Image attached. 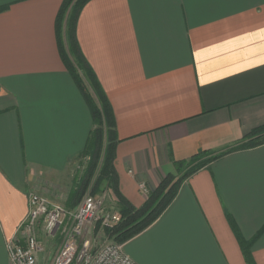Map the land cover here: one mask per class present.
<instances>
[{
  "label": "crops",
  "instance_id": "1",
  "mask_svg": "<svg viewBox=\"0 0 264 264\" xmlns=\"http://www.w3.org/2000/svg\"><path fill=\"white\" fill-rule=\"evenodd\" d=\"M65 2L0 0V264L31 193L55 201L81 187L94 121L60 52ZM75 32L113 111L119 191L135 209L140 185L152 193L175 163L264 126V0H90ZM256 238L264 264V145L186 180L125 252L137 264H248L240 240Z\"/></svg>",
  "mask_w": 264,
  "mask_h": 264
},
{
  "label": "trees",
  "instance_id": "2",
  "mask_svg": "<svg viewBox=\"0 0 264 264\" xmlns=\"http://www.w3.org/2000/svg\"><path fill=\"white\" fill-rule=\"evenodd\" d=\"M89 1L90 0H66L64 3L58 18V36H61L59 32L61 31L63 22L67 19V42L69 48L68 50L66 49L60 37V52L66 68L91 109L94 121V129L91 132L86 150V155L91 154L94 156L89 178L92 179L94 174L98 173L95 191L99 190L98 188L105 184L117 197L122 221L111 230L110 235L114 236L115 241H118L120 244H126L152 226L163 215L175 200L180 187L186 180L230 153L263 146L264 126L252 131L244 138L241 144L225 152L216 154L201 153L190 161L175 163L177 172L180 176H167L161 182L160 186L150 194L145 205L140 209H135L119 191L118 176L114 167L118 140L113 111L94 72L82 55L76 39L75 30L77 17L81 9ZM94 97L99 101V107L95 103L96 100ZM105 140L107 141V147L104 152L105 157H101ZM102 159V166L97 172V166L101 163ZM257 239L258 238L249 242L240 240V245L248 264H255L251 250Z\"/></svg>",
  "mask_w": 264,
  "mask_h": 264
},
{
  "label": "built area",
  "instance_id": "3",
  "mask_svg": "<svg viewBox=\"0 0 264 264\" xmlns=\"http://www.w3.org/2000/svg\"><path fill=\"white\" fill-rule=\"evenodd\" d=\"M140 189L148 194L145 184L140 185ZM106 198L105 195L86 196L67 222V212L62 205L31 193L28 216L6 243L9 264H39L38 257L45 252L40 234L50 240L61 239L52 264H137L126 254L125 244H95L86 236L97 226L112 230L120 224L121 215L107 207Z\"/></svg>",
  "mask_w": 264,
  "mask_h": 264
},
{
  "label": "rangeland",
  "instance_id": "4",
  "mask_svg": "<svg viewBox=\"0 0 264 264\" xmlns=\"http://www.w3.org/2000/svg\"><path fill=\"white\" fill-rule=\"evenodd\" d=\"M92 95L93 92L91 91ZM94 99L96 100L95 103L98 105L99 107V101L96 99V97H94ZM107 145V141H104V150L102 152V156L101 157H105V150H106V146ZM93 155L89 154L86 155L80 165V173L77 177L78 180L82 181L81 182V187L77 188V190H71L70 192V188H71V184L67 187H65V189H61V191H59V193L57 194V199L55 201L50 200L49 198H47L51 203L53 204H58V205H62L66 212H67V219L66 221H69V217H71V215H73L74 213L77 212L78 208L80 207L83 199L86 196L92 195L95 197H102V196H106V203H107V207L109 209H113L115 212H118L120 215V211L118 208L119 202L117 197L115 196L114 192L112 190H109L107 188V186L104 184L102 187L98 188L99 190L95 191V187H96V180H97V174L95 173L94 176L92 177V179L89 178V175L91 173V167L93 164ZM102 162L103 159L101 161L100 164H98L96 171L98 172L99 169L102 166ZM180 176V174L178 175ZM76 179V180H77ZM90 179V180H89ZM75 181V179H73ZM77 182V181H75ZM75 184V183H74ZM150 192L148 191V194L145 195L146 197V201L149 199L150 196ZM72 199V203L75 206L74 210H68L66 208L69 200ZM122 218V216H121ZM122 221V220H121ZM121 223V222H120ZM111 230H106V229H102L100 226H97L95 228H93L88 234H86L87 237L92 238L93 242L95 244H103L105 242H115V243H119L118 241H114L115 237L110 235ZM41 236V242L42 244L45 246V252L41 255H39L38 257V261L39 264H52L55 256L59 250L60 244H61V239L59 238H55L54 240H50L49 238H47L46 236H44L43 234H40Z\"/></svg>",
  "mask_w": 264,
  "mask_h": 264
},
{
  "label": "bare ground",
  "instance_id": "5",
  "mask_svg": "<svg viewBox=\"0 0 264 264\" xmlns=\"http://www.w3.org/2000/svg\"><path fill=\"white\" fill-rule=\"evenodd\" d=\"M115 241V240H114ZM120 244V243H119ZM126 245V244H125Z\"/></svg>",
  "mask_w": 264,
  "mask_h": 264
}]
</instances>
